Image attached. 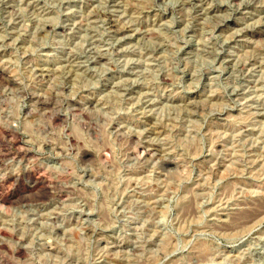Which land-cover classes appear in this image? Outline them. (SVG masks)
Wrapping results in <instances>:
<instances>
[{"label":"rangeland","instance_id":"374dc122","mask_svg":"<svg viewBox=\"0 0 264 264\" xmlns=\"http://www.w3.org/2000/svg\"><path fill=\"white\" fill-rule=\"evenodd\" d=\"M0 71V264H264V0H0Z\"/></svg>","mask_w":264,"mask_h":264},{"label":"bare ground","instance_id":"6f19581e","mask_svg":"<svg viewBox=\"0 0 264 264\" xmlns=\"http://www.w3.org/2000/svg\"><path fill=\"white\" fill-rule=\"evenodd\" d=\"M73 58V57H72ZM74 61V60H73ZM0 78L4 79L6 82H12L11 78H9L8 76H6V74H4L2 71H0ZM3 80V82H4ZM54 103V102H53ZM2 154V153H1ZM45 172V171H44ZM28 178L33 182L34 187L41 185L42 186H46L47 185V177L40 175V173H34V172H29L28 171ZM47 187V186H46ZM45 188V187H44ZM47 190V189H46ZM9 199V198H8ZM264 205V204H263ZM257 211V210H256ZM262 214V213H261ZM260 217V216H259ZM248 219V218H247ZM1 242V241H0Z\"/></svg>","mask_w":264,"mask_h":264}]
</instances>
